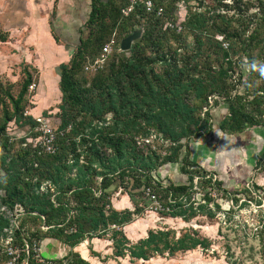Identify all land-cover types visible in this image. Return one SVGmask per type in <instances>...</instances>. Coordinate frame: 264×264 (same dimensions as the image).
Masks as SVG:
<instances>
[{
  "label": "trees",
  "instance_id": "16d2710c",
  "mask_svg": "<svg viewBox=\"0 0 264 264\" xmlns=\"http://www.w3.org/2000/svg\"><path fill=\"white\" fill-rule=\"evenodd\" d=\"M179 1L155 0L157 6H163L160 15L142 3L126 13L129 0H91L80 7L83 11L79 13L85 11L87 16L81 14L77 20L85 17L81 25L89 33L84 37L78 26L73 57L61 64V122L57 128L52 125L57 135L55 153H39L41 147L35 140L9 133L11 121L30 124V138L41 133L37 130L40 122L25 113L33 75L26 71L16 96L0 82V103L4 104L0 114V205L21 207L26 213L20 227L32 237H53L69 246L66 259H57L61 264H86L73 248L110 231L116 255L133 259L210 246L208 237L196 230L178 235L173 228L150 229L147 236L129 243L122 227L143 209L136 204L135 209L119 210L111 200L120 188L144 198L150 186L163 200L162 213L183 216L182 199L194 192V178L199 176L205 191L199 206L203 208L212 199L210 188L215 183L221 187V181L213 182L212 176L201 174L204 167L192 160L190 141L215 129L211 109L225 102L227 112L219 122L224 133L264 125V0H215L218 6L191 12L182 29L168 25L176 22L175 3ZM254 7L258 10L248 14ZM220 10L238 13L240 26L233 25V15L228 17ZM139 27L142 35L132 48L121 50L122 38ZM52 28L58 40L68 42L60 28L53 23ZM112 40L115 51L111 59L95 73L84 75V62L96 61ZM223 42H228V48ZM242 63L249 66L248 75L244 78L242 67L239 83L233 84L230 72ZM213 94L220 99L211 106ZM152 133L156 139L151 140ZM172 162L188 176L187 181L154 177V170ZM256 168L264 170V154ZM239 193L232 196L236 203ZM8 223L0 211V224ZM43 224L50 227L44 229ZM21 232L16 230L20 241Z\"/></svg>",
  "mask_w": 264,
  "mask_h": 264
},
{
  "label": "rangeland",
  "instance_id": "374dc122",
  "mask_svg": "<svg viewBox=\"0 0 264 264\" xmlns=\"http://www.w3.org/2000/svg\"><path fill=\"white\" fill-rule=\"evenodd\" d=\"M224 1L232 3V0ZM71 2L72 0H0V82L16 96L26 71L30 72L33 82L25 96V113L34 118L43 116L55 128L61 122V64L70 62L75 46L62 39L58 40L52 23L66 35L65 23L72 18L71 7L74 3ZM216 3L215 0H203L199 4L196 0L189 3L180 0L175 3L177 18L172 23L180 26L191 12H199L202 8L204 10L205 6H218ZM257 10L254 7L248 14ZM220 11L228 17L233 15V25L240 26L238 13L234 10ZM88 33L89 29L85 27L84 36ZM114 51V47L107 53L102 50L103 54L96 61H85L82 73L89 75L88 72L93 74L101 69L111 59ZM242 67L246 72L244 78L248 75L249 66L242 63L237 70L230 72L233 84L239 83ZM8 99L5 104L12 109V103ZM223 104L211 109L215 129L190 141L192 160L204 167L201 174L212 176L213 182L221 181V187L215 183L216 187L210 188L212 199L203 208L199 206L204 202L205 191L203 179L198 180V177L194 179L197 183L193 187L194 192L182 199V207L186 209L183 216L162 213L163 209L156 210L153 200L131 195L122 188L111 199L112 205L119 210L135 209L136 204L143 209L141 214H135L131 222L122 227L129 243L147 236L150 229L173 228L178 235L187 230H196L208 237L209 248L199 246L175 254L166 251L150 259H133L129 255L121 257L116 255L110 231L102 237L86 239L73 248L87 261L86 264H264V170L256 168L257 160L264 154V125L251 126L243 132H221L218 121L224 114L220 111L227 108ZM3 105L0 103V114ZM9 124L11 135L25 137L29 141L28 138L32 136L30 124L16 125L13 121ZM151 136V140L156 139L155 133ZM137 139L141 140L139 137ZM144 140L151 141L150 138ZM154 147L157 148V145ZM160 152L164 153L165 150L161 149ZM153 175L162 181L166 178L176 182L188 180L186 174L177 171V165L173 162L160 166L153 171ZM254 184L259 187L256 188ZM45 187L43 185L42 189ZM245 188L251 191H242ZM237 192H240V199L236 203L232 196ZM160 202L163 205V200ZM3 207L0 208L2 211ZM70 250L69 246L59 240L47 237L42 255L46 258L66 259Z\"/></svg>",
  "mask_w": 264,
  "mask_h": 264
},
{
  "label": "built area",
  "instance_id": "2783aa9c",
  "mask_svg": "<svg viewBox=\"0 0 264 264\" xmlns=\"http://www.w3.org/2000/svg\"><path fill=\"white\" fill-rule=\"evenodd\" d=\"M130 5L125 12L127 13L132 7L145 4L148 10H157V14L160 15L163 13V6H157L155 0H129ZM168 25L175 26L172 21L168 22ZM181 28V24L179 26ZM219 39L222 40V37L219 36ZM114 40L106 43L103 47V52L107 53L112 51ZM224 47L228 48V42H223ZM103 57V56H102ZM87 68L89 66H86ZM239 66H235L237 70ZM237 72V71H236ZM233 73V71H232ZM220 99L219 95L213 94L209 97L210 105L215 104L216 99ZM224 100V99H222ZM215 107V105H214ZM213 107V108H214ZM208 107H205L207 110ZM37 121L40 122V125L37 127V130L41 133L36 138H28L29 141L35 140V145L40 146L39 153H55L57 150V135L53 126L49 124L48 120L43 116H38ZM147 140V139H146ZM149 140V139H148ZM149 142V141H148ZM198 180L200 179L199 176ZM195 179V178H194ZM195 185L197 183L194 181ZM144 196L149 200H153L155 203L156 210L164 209V206L160 202V194H157L153 191L152 187H147L144 191ZM158 203V204H156ZM3 207V211H0L4 214L5 217L9 219L7 225L0 224V264H31L34 261V264H61L57 261L56 258H46L42 255L45 238L38 239L32 237L25 227H20L21 220L25 216V211L21 207H10L7 204H1L0 208ZM37 213V212H35ZM50 226L43 224L42 228L47 229ZM21 229V241L18 239L16 230Z\"/></svg>",
  "mask_w": 264,
  "mask_h": 264
},
{
  "label": "crops",
  "instance_id": "0c3cea01",
  "mask_svg": "<svg viewBox=\"0 0 264 264\" xmlns=\"http://www.w3.org/2000/svg\"><path fill=\"white\" fill-rule=\"evenodd\" d=\"M71 3H74L73 7H71V11H72L71 16H72V18H70V20H67L66 23H65L67 32H65L66 35H64V36L68 37L67 40H68L69 43H73L74 44V43H76L77 38H79V34L77 32L78 31L77 28H78V26H82L81 24L85 20V17H84L82 20L78 21L77 17L81 16V14H82V16H83V14L87 16L85 11L82 12L81 14L79 13L80 11H83V10L80 9V5H87L88 6V4L91 3V0L90 1H88V0H83V1H81V0H72ZM85 27L86 26H82L83 31H84ZM50 38H52V36ZM220 112L225 114L227 112V109L223 108ZM220 120L218 122H220ZM218 129H219V125H218Z\"/></svg>",
  "mask_w": 264,
  "mask_h": 264
},
{
  "label": "water",
  "instance_id": "95a60500",
  "mask_svg": "<svg viewBox=\"0 0 264 264\" xmlns=\"http://www.w3.org/2000/svg\"><path fill=\"white\" fill-rule=\"evenodd\" d=\"M142 28L134 29L129 35L122 38L120 42V49L123 51L130 50L132 48L133 42L142 35Z\"/></svg>",
  "mask_w": 264,
  "mask_h": 264
}]
</instances>
